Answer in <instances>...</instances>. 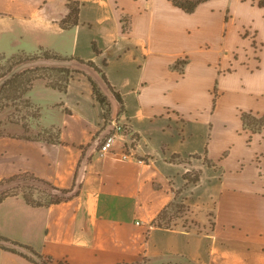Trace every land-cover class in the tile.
<instances>
[{"label": "crops", "instance_id": "0c3cea01", "mask_svg": "<svg viewBox=\"0 0 264 264\" xmlns=\"http://www.w3.org/2000/svg\"><path fill=\"white\" fill-rule=\"evenodd\" d=\"M78 1L80 23L65 29L68 0H0V57L47 48L93 60L124 108L88 64L18 67L80 72L66 92L38 78L25 96L41 113L29 133L60 127L61 143L21 138L13 108L0 113V181L28 172L76 195L44 207L7 197L0 234L70 264H264V129L245 130L241 119L264 114V5L207 0L187 13L170 0ZM178 60H187L183 71ZM89 76L138 136L133 157L98 152L97 136L109 130ZM194 171L193 184L185 174ZM175 199L193 226L154 225ZM0 264L34 263L0 247Z\"/></svg>", "mask_w": 264, "mask_h": 264}, {"label": "trees", "instance_id": "16d2710c", "mask_svg": "<svg viewBox=\"0 0 264 264\" xmlns=\"http://www.w3.org/2000/svg\"><path fill=\"white\" fill-rule=\"evenodd\" d=\"M175 6L181 8L187 13L194 12L198 5L207 0H170ZM260 5H264V0H260ZM69 7L68 14L62 19L61 26L65 29H71L76 27L80 23L81 3L78 0H68ZM2 14V13H0ZM122 20L124 22L123 27L125 31L130 29L129 17L123 15ZM94 49L99 52L98 47L94 44ZM5 60V63H2ZM40 60H54L62 63L71 62L77 60L80 63L88 64L94 67L99 73H101L104 82L109 86L115 97L124 105L122 95L116 90V88L110 83L103 68L99 67L93 60H84L80 57L62 55L54 50L47 48H40L37 52L32 54H16L11 57H0V80H4L0 86V113L9 106H14L18 112H24L22 117L10 118L15 122H23L26 133L21 135V138H26L36 141H46L50 143L59 144L61 140V128L50 127L43 128L38 133H29L34 121L39 120L41 113L40 108L37 107L30 99L26 98V94L30 91L33 83L38 78H45L48 80V84L57 88L63 92L68 89L69 81L76 72H80V69L73 68L67 64L51 65V64H39L35 66H29L22 70L18 67L27 62H36ZM187 60H178L173 67L183 71L184 65ZM106 64V62H105ZM89 79L93 86V94L95 98L101 104L103 108L105 120H109L112 116V102L105 92L102 84L92 76ZM124 108V106H123ZM69 111V109H66ZM241 119L245 130L252 133L261 132L264 129V114L257 115L251 111H242ZM1 124V122H0ZM138 139V136H136ZM253 135L250 136L249 142L252 140ZM136 142L132 144L134 148ZM205 162L209 165L213 164V161L205 156ZM22 176H26L32 180L38 181L47 186V189L38 191V188L34 185H28L23 188H16L13 191H3L0 193V203L9 196H15L22 194L26 202L35 207L50 206L52 204L61 203L72 199L76 194H73V188H61L56 186L53 182L36 176L33 173H18L8 178L2 179L0 185L5 184L8 181L18 179ZM185 178L189 182L197 183L200 181L201 173L187 172ZM38 192V193H36ZM177 208L180 212L185 210V203L179 201H172L167 205L154 220L153 224L159 227L171 228L172 219L174 215L171 214V209ZM188 208V207H187ZM189 210V208H188ZM213 215V214H211ZM214 224V222H212ZM0 247L17 253L26 258L34 264H70L67 259L57 260L51 255H45L37 251L34 247L24 244L20 241L12 240L0 234ZM128 264V263H124Z\"/></svg>", "mask_w": 264, "mask_h": 264}, {"label": "built area", "instance_id": "2783aa9c", "mask_svg": "<svg viewBox=\"0 0 264 264\" xmlns=\"http://www.w3.org/2000/svg\"><path fill=\"white\" fill-rule=\"evenodd\" d=\"M105 128L109 130L104 137L97 136L98 152L102 155H113L120 158L134 156L132 144L137 141L129 123L123 122L112 114L109 120H105ZM118 142H122L118 147Z\"/></svg>", "mask_w": 264, "mask_h": 264}, {"label": "rangeland", "instance_id": "374dc122", "mask_svg": "<svg viewBox=\"0 0 264 264\" xmlns=\"http://www.w3.org/2000/svg\"><path fill=\"white\" fill-rule=\"evenodd\" d=\"M5 63V60L2 62ZM7 108H13V111L9 114V117L12 118L14 117H22V115H25V111L24 112H18L14 106H9ZM5 108V109H7ZM12 130H17L19 129V126H12L11 127ZM197 158V157H195ZM194 174L197 173V171L193 172ZM194 184V183H193ZM28 185H34V187L38 188V191H42L44 189H47V186L32 180L26 176H22L18 179L12 180V181H8L3 185H0V193H2L3 191H13L16 188H23L25 186ZM38 193V192H36ZM183 203V202H180ZM186 205V204H185ZM188 206L186 205L185 210L182 211H178L177 208H172L171 209V214L174 215L173 219H172V227H176V226H185V227H192L193 226V222L190 221V218L188 217L189 215V210L187 208ZM213 213V212H212ZM211 219V223L213 221V215L210 216Z\"/></svg>", "mask_w": 264, "mask_h": 264}]
</instances>
